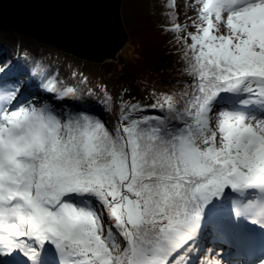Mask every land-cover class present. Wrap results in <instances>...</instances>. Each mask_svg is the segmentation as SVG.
Returning a JSON list of instances; mask_svg holds the SVG:
<instances>
[{"label": "snow or ice", "instance_id": "1", "mask_svg": "<svg viewBox=\"0 0 264 264\" xmlns=\"http://www.w3.org/2000/svg\"><path fill=\"white\" fill-rule=\"evenodd\" d=\"M170 7L195 83L154 116L0 66V264H264V0Z\"/></svg>", "mask_w": 264, "mask_h": 264}, {"label": "trees", "instance_id": "2", "mask_svg": "<svg viewBox=\"0 0 264 264\" xmlns=\"http://www.w3.org/2000/svg\"><path fill=\"white\" fill-rule=\"evenodd\" d=\"M170 5H177L176 0L123 1L122 19L128 41L118 61H85L23 33L3 31L0 57L6 59V64L20 62L29 69L35 61L55 73L58 82L90 89L95 100L93 108L106 123V113L118 117L125 104H137L154 116L157 113L150 106L158 103V98L175 93L177 102L181 101L189 83H195L185 74L184 49L178 34L170 31L174 27L172 13L176 11ZM176 22L185 27L180 16Z\"/></svg>", "mask_w": 264, "mask_h": 264}, {"label": "water", "instance_id": "3", "mask_svg": "<svg viewBox=\"0 0 264 264\" xmlns=\"http://www.w3.org/2000/svg\"><path fill=\"white\" fill-rule=\"evenodd\" d=\"M123 0H0V31L23 33L76 58L118 61L128 41Z\"/></svg>", "mask_w": 264, "mask_h": 264}, {"label": "rangeland", "instance_id": "4", "mask_svg": "<svg viewBox=\"0 0 264 264\" xmlns=\"http://www.w3.org/2000/svg\"><path fill=\"white\" fill-rule=\"evenodd\" d=\"M176 4L179 5L178 12H179L181 24L185 27L192 25V24H195L196 18H199L201 15L199 8L194 7L198 4V0H176ZM190 31L196 32V29L191 28ZM186 35L188 37V33ZM2 55L4 56V54H2ZM118 57H119V55H118ZM109 61H111V60H109ZM5 64H6V59L0 61V66H5ZM27 82H28V77L26 76V77H24L25 85H27ZM178 103H181V101H178ZM106 116L108 118L107 123L111 127L115 126V122H116L117 117L113 116L110 113H106ZM106 220H107V217H106ZM207 258H208L207 256H201L199 259L206 260Z\"/></svg>", "mask_w": 264, "mask_h": 264}, {"label": "bare ground", "instance_id": "5", "mask_svg": "<svg viewBox=\"0 0 264 264\" xmlns=\"http://www.w3.org/2000/svg\"><path fill=\"white\" fill-rule=\"evenodd\" d=\"M128 33V32H127ZM3 50H0V52H2ZM4 60V58L0 57V61ZM106 62V61H105ZM222 249L219 250V252H221ZM224 250V249H223Z\"/></svg>", "mask_w": 264, "mask_h": 264}]
</instances>
